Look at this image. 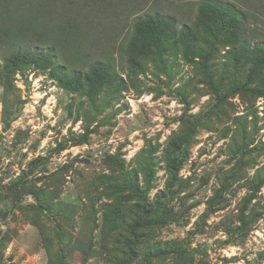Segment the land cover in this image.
I'll return each instance as SVG.
<instances>
[{
    "label": "rangeland",
    "instance_id": "1",
    "mask_svg": "<svg viewBox=\"0 0 264 264\" xmlns=\"http://www.w3.org/2000/svg\"><path fill=\"white\" fill-rule=\"evenodd\" d=\"M10 1L8 12L0 6L13 19L5 29L0 17L1 264H132L129 247L106 228L112 205L148 220L145 246L185 250L151 257L154 264H264V73H253L227 32H211L209 23L194 45H128L138 16L161 11L180 28L197 21L201 0H106L98 10L91 3L98 24L87 47L67 54V72L110 59L125 79L121 91L66 85L29 61L8 71L7 38L35 36L49 15L73 16L69 1L48 16ZM242 1L255 15L247 38L263 40L264 0ZM29 14L40 23L26 21ZM189 134L178 163L182 152L170 143Z\"/></svg>",
    "mask_w": 264,
    "mask_h": 264
},
{
    "label": "trees",
    "instance_id": "2",
    "mask_svg": "<svg viewBox=\"0 0 264 264\" xmlns=\"http://www.w3.org/2000/svg\"><path fill=\"white\" fill-rule=\"evenodd\" d=\"M27 1H29L28 5L30 7L26 6ZM64 1H69V8L72 7V20L68 19L67 22L64 19L56 20L49 15L45 21L46 27L42 28L44 30H35V33L33 32L35 36L30 33L25 36L19 35L13 40L12 38L6 39L5 44L8 47V52L5 56L6 69L13 71L17 69L16 67L19 63L29 61L38 63L42 69L49 70L56 79L65 82L66 85L83 86L86 83L92 86L97 82L100 86L110 85V87L119 88V91L123 90L126 87L125 79L118 75L110 59H96L88 66L86 73H83L82 70L67 72L70 64V57L67 54L69 52L74 54L83 47H87L86 45L83 46L84 42L89 41L90 34L94 31L97 23L95 20L92 22L89 19V13L94 9L91 3L94 2L98 10L101 5L104 7L103 2L106 0H21L25 7L30 8V11L40 9L41 11L35 13L36 15L44 13L46 16H48L47 14L55 13L59 7L58 14L61 15L67 9L63 5ZM237 1L239 0H201L198 6L197 21L192 23L185 21L180 28L175 16L164 14L161 11L140 15L132 23L133 33L131 38L133 39L128 43L129 48L131 50L134 49V40L140 41L146 50H166L168 42L177 41L178 39L181 41L186 40L194 45L197 43L201 32L199 26L209 23L208 28L211 32L214 28L218 31H226L229 44L255 64L257 70L253 73L256 72L255 74L260 73L262 75L264 73V39L252 42L247 38L245 25L249 18H253L255 15L239 6ZM243 1L245 4L246 0ZM10 2V0H2L0 6L8 12L11 7ZM87 6L89 7L88 11H86ZM21 14L24 15L25 13L22 12ZM0 17L4 19L3 25L5 29H10L11 26L7 22L13 20L9 18L11 16H5L0 13ZM20 17L22 18V16ZM24 18L27 17L24 16ZM28 19L36 20L38 21L37 23H40L38 18H34L33 14H29L26 21ZM36 28H40V26L36 25ZM126 36L128 35L126 34ZM40 45L46 47H40ZM131 64L132 66L138 65L134 60H132ZM1 77L2 74H0V81ZM249 78L252 81V76ZM253 87L258 91V86ZM188 130L195 132V128H189ZM190 138L191 134L185 137L182 135L170 143L175 151L182 152L178 163L184 158L185 147L189 143ZM45 209L46 211L50 209L48 204H46ZM49 212L51 211L49 210ZM104 219L106 228L115 232L113 234L115 235L114 242L116 244L123 243L124 246L127 245L129 247V251L126 250L125 252H129L132 264H140L134 262L135 259L139 258L142 259L143 264H154L149 260L151 257L158 256L164 259L175 254L181 255L185 252L181 246L174 245L175 243L171 245L156 243L154 247L145 246L142 227L149 224L148 220H142L139 216L134 220L131 214L120 213L119 206H106ZM4 239V242L0 241L1 247H6L7 239ZM64 247L65 245H63V250ZM114 261H117V259L114 258Z\"/></svg>",
    "mask_w": 264,
    "mask_h": 264
}]
</instances>
